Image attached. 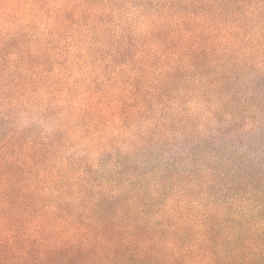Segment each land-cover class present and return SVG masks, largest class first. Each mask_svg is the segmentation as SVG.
Returning a JSON list of instances; mask_svg holds the SVG:
<instances>
[{"label":"rangeland","instance_id":"374dc122","mask_svg":"<svg viewBox=\"0 0 264 264\" xmlns=\"http://www.w3.org/2000/svg\"><path fill=\"white\" fill-rule=\"evenodd\" d=\"M1 38L55 229L130 218L183 243L207 231L220 258L261 239L264 0H0Z\"/></svg>","mask_w":264,"mask_h":264},{"label":"trees","instance_id":"16d2710c","mask_svg":"<svg viewBox=\"0 0 264 264\" xmlns=\"http://www.w3.org/2000/svg\"><path fill=\"white\" fill-rule=\"evenodd\" d=\"M8 47L1 38L0 59L7 57ZM8 72L0 69V264H264V232L255 241L241 236L236 246L241 258L228 257L230 253L220 258L209 251L207 231L197 241L183 243L163 242L150 227L130 218L110 224L80 222L67 235L55 229L52 223L59 217L46 220L48 208L37 209L38 189L32 186L41 173L44 145L31 139L34 129L21 132L16 124L26 91L20 75L7 81L13 74L10 68Z\"/></svg>","mask_w":264,"mask_h":264}]
</instances>
